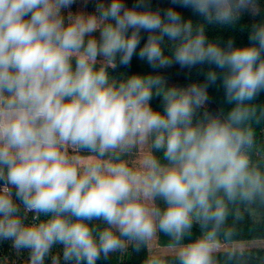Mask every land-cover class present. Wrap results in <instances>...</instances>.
Returning <instances> with one entry per match:
<instances>
[{"label":"clouds","instance_id":"1","mask_svg":"<svg viewBox=\"0 0 264 264\" xmlns=\"http://www.w3.org/2000/svg\"><path fill=\"white\" fill-rule=\"evenodd\" d=\"M76 2L0 0V242L27 264H97L161 234L172 256L147 264L242 255L224 245L241 208L264 206V168L250 159L264 125V20L247 45H222L176 7L92 0L93 11H72ZM171 4L220 25L262 10L259 0ZM134 56L154 74L110 75ZM173 65L209 67L177 87L160 71ZM218 81L231 107L201 112Z\"/></svg>","mask_w":264,"mask_h":264},{"label":"trees","instance_id":"2","mask_svg":"<svg viewBox=\"0 0 264 264\" xmlns=\"http://www.w3.org/2000/svg\"><path fill=\"white\" fill-rule=\"evenodd\" d=\"M92 2V0L90 1ZM128 6H131L135 0H126ZM261 12L253 16L249 12H245L240 20L235 25H220L216 23H207L203 17L195 14L190 8L179 7L172 5L171 0H151L153 8L167 9L168 7H176L181 12L184 19H191L194 25L204 24L205 31L210 40L218 41L222 45L229 39H232L236 46H245L249 43L250 28L253 23L264 20V0H259ZM74 8V5L72 6ZM146 39L147 33H142ZM142 39L141 43L144 42ZM207 65L196 66L192 69H181L179 65L160 70L167 80L168 86L185 87L191 82H203L204 74L208 70ZM153 73V69L145 62L134 56L131 64L127 67L120 66L115 70H110V75L116 79H122L132 74L146 75ZM209 102L206 109L210 111V105L214 104L218 110L223 108L227 111L231 105L225 102L224 89L218 81L216 85L210 86L208 89ZM259 105H264V92H262L255 101ZM153 108H161V98L154 97L151 101ZM251 161L261 168H264V125L255 129V143L250 152ZM242 219L237 223V236L234 241L244 239H264V206H253L247 209L241 208ZM32 214L29 213V219ZM231 223V221H230ZM200 235L198 227L193 229V239ZM233 241V242H234ZM156 243L162 246L168 245V238L161 234ZM242 255H237L232 261L227 264H264V247H251L246 249H234ZM153 256L168 257L172 254L154 255L147 250L135 251L131 247L126 253L115 254L109 259H101L97 264H147L148 259ZM220 264H226L224 256L219 257ZM0 264H27L26 253H16L9 241L0 242Z\"/></svg>","mask_w":264,"mask_h":264},{"label":"rangeland","instance_id":"3","mask_svg":"<svg viewBox=\"0 0 264 264\" xmlns=\"http://www.w3.org/2000/svg\"><path fill=\"white\" fill-rule=\"evenodd\" d=\"M91 0H88L87 3H85V0H77V2L74 4V8H72V11L77 10H84L87 12H91L94 10V4L93 2H90ZM125 3L127 4L126 0ZM128 5V4H127ZM131 161H134L136 159V156L133 155L129 157ZM251 247H264V239H244V240H237L230 244L224 245V250L228 249H246ZM149 252L154 255H163V254H172V249H170L167 245L162 246L156 243V241H153V243L148 247Z\"/></svg>","mask_w":264,"mask_h":264},{"label":"water","instance_id":"4","mask_svg":"<svg viewBox=\"0 0 264 264\" xmlns=\"http://www.w3.org/2000/svg\"><path fill=\"white\" fill-rule=\"evenodd\" d=\"M209 109H210V111H211L212 113L218 111V108H216L214 104H211Z\"/></svg>","mask_w":264,"mask_h":264}]
</instances>
